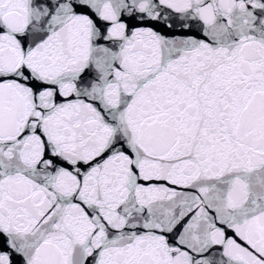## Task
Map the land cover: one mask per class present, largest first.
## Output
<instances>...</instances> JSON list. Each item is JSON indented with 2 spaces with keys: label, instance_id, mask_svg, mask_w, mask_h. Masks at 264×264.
Listing matches in <instances>:
<instances>
[{
  "label": "snow or ice",
  "instance_id": "1",
  "mask_svg": "<svg viewBox=\"0 0 264 264\" xmlns=\"http://www.w3.org/2000/svg\"><path fill=\"white\" fill-rule=\"evenodd\" d=\"M0 264H264V0H0Z\"/></svg>",
  "mask_w": 264,
  "mask_h": 264
}]
</instances>
